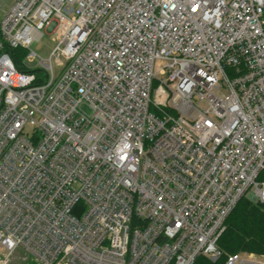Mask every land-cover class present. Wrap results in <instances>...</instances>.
I'll return each instance as SVG.
<instances>
[{
	"label": "built area",
	"instance_id": "built-area-1",
	"mask_svg": "<svg viewBox=\"0 0 264 264\" xmlns=\"http://www.w3.org/2000/svg\"><path fill=\"white\" fill-rule=\"evenodd\" d=\"M12 1L0 264L18 248L40 264L217 261L239 201L264 203V0ZM60 24L36 83L10 50L34 61L32 43Z\"/></svg>",
	"mask_w": 264,
	"mask_h": 264
},
{
	"label": "trees",
	"instance_id": "trees-1",
	"mask_svg": "<svg viewBox=\"0 0 264 264\" xmlns=\"http://www.w3.org/2000/svg\"><path fill=\"white\" fill-rule=\"evenodd\" d=\"M10 53L19 69L37 73L39 83L44 73L39 69L29 70L22 63L27 50L22 47L11 49ZM218 246L224 253L217 261L200 256L195 264H225L227 255L238 252H254L264 255V203L254 202L243 197L226 221V229L218 240Z\"/></svg>",
	"mask_w": 264,
	"mask_h": 264
},
{
	"label": "rangeland",
	"instance_id": "rangeland-1",
	"mask_svg": "<svg viewBox=\"0 0 264 264\" xmlns=\"http://www.w3.org/2000/svg\"><path fill=\"white\" fill-rule=\"evenodd\" d=\"M12 0H0V21L3 19L5 12L9 10L12 6ZM43 36L39 40H35L31 45V50H33L36 55L34 61H29L26 56H22V63L24 67L29 70L38 69L40 67V62L42 59L49 60L53 51L57 47L60 41V34L63 31V24H60L58 27L45 28ZM56 65V62H54ZM158 66H163V62L160 61L157 63ZM220 248V247H219ZM221 249V248H220ZM0 253L5 250L0 249ZM222 251V249H221ZM222 251V255H225ZM258 257L262 258V254L255 253ZM7 264H40L38 263L32 255L22 248H18L10 255Z\"/></svg>",
	"mask_w": 264,
	"mask_h": 264
}]
</instances>
